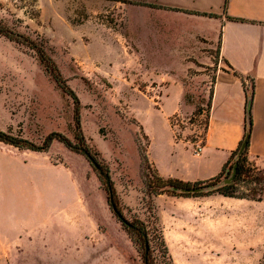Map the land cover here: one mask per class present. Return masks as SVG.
Wrapping results in <instances>:
<instances>
[{
	"label": "rangeland",
	"instance_id": "obj_1",
	"mask_svg": "<svg viewBox=\"0 0 264 264\" xmlns=\"http://www.w3.org/2000/svg\"><path fill=\"white\" fill-rule=\"evenodd\" d=\"M132 1L137 0H0V24L42 46L78 98L82 133L107 164L123 215L148 225L153 264H165L154 215L173 264H264V209L261 234L250 236L249 203L154 195L145 184L146 130L160 158L180 151L184 162L199 155L194 151L204 144L219 45L204 43L192 32L193 22L184 19L166 17L163 26L149 29L148 22L155 21ZM73 110V97L55 85L34 50L0 35V130L36 145L51 131L73 140ZM60 162L79 169L85 181L84 237L77 250L57 237L46 255L20 258L14 247L23 244L17 236L21 230L9 225L24 217L27 197L6 189L26 183L30 163ZM145 171L154 181L151 162ZM249 178L240 181L241 191L251 195L252 188L264 187V179L260 185ZM0 187H5L0 191V244L10 248L0 252V264H142L141 248L110 211L93 166L63 143L53 140L47 150L33 151L0 141ZM252 196L264 199L261 191Z\"/></svg>",
	"mask_w": 264,
	"mask_h": 264
},
{
	"label": "crops",
	"instance_id": "obj_2",
	"mask_svg": "<svg viewBox=\"0 0 264 264\" xmlns=\"http://www.w3.org/2000/svg\"><path fill=\"white\" fill-rule=\"evenodd\" d=\"M145 1L161 6L133 5L140 11L148 12L149 20L155 21L148 22L149 29L163 26L166 17L184 19L193 22L192 32L203 38L204 43L219 45L220 61L211 80V97L207 106L201 153L184 162H181L180 151L160 158L153 150V135L146 130L149 138L147 157L157 173L184 181L207 179L217 174L243 139L245 107L250 92L252 125L247 157L264 171V0H226V3L225 0ZM181 10L213 15L192 14ZM169 89L170 86L167 85L165 90L168 92ZM169 96L167 93L165 98L168 99ZM183 105V100H180L177 108L180 109ZM75 171L63 162L40 165L30 163L27 166L26 183L7 187L6 191L15 194L20 190L27 197L24 202V217L9 225L13 230H21L17 236L23 244L14 247V251L21 254L20 258L29 256L32 261L38 253L46 255L53 250L57 237H60L59 242L64 237L67 246L75 250L80 238L84 237L88 205L85 181L80 177V170ZM3 188L5 187H0V191ZM208 197L249 203L247 208L253 212L254 223L246 229L247 234H261L264 199L251 200L220 194ZM180 198L190 200L197 197ZM2 209L3 206L0 205V210ZM92 245L95 249V243L92 242ZM58 247L63 248L65 245L58 243ZM8 248L0 244V252H5Z\"/></svg>",
	"mask_w": 264,
	"mask_h": 264
},
{
	"label": "trees",
	"instance_id": "obj_3",
	"mask_svg": "<svg viewBox=\"0 0 264 264\" xmlns=\"http://www.w3.org/2000/svg\"><path fill=\"white\" fill-rule=\"evenodd\" d=\"M132 4L145 5L150 7H161L155 4L148 3L145 0L132 1ZM181 11L192 14H199V15H209V16L213 15L211 13L191 11V10H181ZM0 35L4 36L10 41L22 44L24 46L33 49L37 55L40 64L43 66L44 70L48 73V75L53 79L55 85L58 88H60L63 92L70 94L73 97V101H74L73 140L69 139L61 132L51 131L43 138L40 145H36L27 139L18 138L0 130V141L5 144L13 145L19 148L30 149L33 151H45L49 148L53 140H57L63 143L71 151L83 155L90 162V164L93 166L96 172L101 187L105 192L106 202L110 211L117 218V220H119L122 228L130 237V239L140 246L142 264H153L150 253L149 239H148V229H149L148 225L144 220L140 219L139 217H133L132 219H127L123 215V205L120 202L115 185L110 175L109 168L107 164H105L98 158L97 153L91 149V147L86 142V139L82 133L80 126L78 98L73 93L71 88L66 84V81L59 72L55 62L45 52L42 46L35 43L28 36H25L18 32H14L2 24H0ZM251 95L252 92H250L249 96H247V102L245 107L246 125H245V133L243 139H246V145L242 150H240V144L243 140L242 139L237 145V147L231 152L229 158L223 164L220 171L217 174L211 176L210 178L195 180V181H184L178 178L163 177L159 175L156 171V174L154 176V181L149 180L146 177L147 173L145 170L146 169L149 170L150 162L147 158V155L143 154L141 157L142 159L141 164L143 166L142 174L145 180L144 182L148 187H150L152 194L158 195L166 192L167 194L173 196H183V197L209 196L212 194H220L227 197L261 200V197L259 196L255 197L252 195L256 194L258 191L264 193V187H259L258 188L259 190L252 188L251 189L252 193L251 195H249L240 190L241 186L239 184L240 181H245V178H249L252 175L251 172H255V171L259 172L261 176L250 177L247 180V182H249L250 180V181H254L256 184L261 185V182L264 179V171L262 169L257 168L253 163L249 161L247 157L249 133L252 125L251 113H250ZM210 97H211V91L209 95L208 104L210 102ZM227 165L228 168H226ZM233 168H235L234 176L229 182H226L225 179L232 174ZM190 187H199L200 189L196 192L185 191V189ZM154 221L155 224L153 226V229L156 232V237L158 239L161 256L164 259V263L173 264V260L169 253L162 228L159 224V220L156 215H154Z\"/></svg>",
	"mask_w": 264,
	"mask_h": 264
},
{
	"label": "water",
	"instance_id": "obj_4",
	"mask_svg": "<svg viewBox=\"0 0 264 264\" xmlns=\"http://www.w3.org/2000/svg\"><path fill=\"white\" fill-rule=\"evenodd\" d=\"M245 145H246V139H243L242 142H241V144H240V150H242L245 147ZM234 167H235V165H234ZM234 171H235V168H233V172L230 175V177L228 179H226V182H229L233 178ZM199 189H200L199 187H190V188L185 189V191L196 192Z\"/></svg>",
	"mask_w": 264,
	"mask_h": 264
},
{
	"label": "built area",
	"instance_id": "obj_5",
	"mask_svg": "<svg viewBox=\"0 0 264 264\" xmlns=\"http://www.w3.org/2000/svg\"><path fill=\"white\" fill-rule=\"evenodd\" d=\"M201 150H202V147L201 146H199V145H197V147H196V149H195V154H200V152H201Z\"/></svg>",
	"mask_w": 264,
	"mask_h": 264
}]
</instances>
